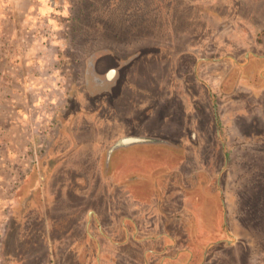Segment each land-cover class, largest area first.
Wrapping results in <instances>:
<instances>
[{"label":"rangeland","instance_id":"1","mask_svg":"<svg viewBox=\"0 0 264 264\" xmlns=\"http://www.w3.org/2000/svg\"><path fill=\"white\" fill-rule=\"evenodd\" d=\"M0 264H264V0H0Z\"/></svg>","mask_w":264,"mask_h":264},{"label":"water","instance_id":"2","mask_svg":"<svg viewBox=\"0 0 264 264\" xmlns=\"http://www.w3.org/2000/svg\"><path fill=\"white\" fill-rule=\"evenodd\" d=\"M145 139L142 138H125L119 142L120 145H127V144H133L138 142H144Z\"/></svg>","mask_w":264,"mask_h":264},{"label":"crops","instance_id":"3","mask_svg":"<svg viewBox=\"0 0 264 264\" xmlns=\"http://www.w3.org/2000/svg\"><path fill=\"white\" fill-rule=\"evenodd\" d=\"M128 138H135V137H128ZM142 139H144V138H142ZM146 141H144V142H148L149 141V139H145ZM144 142H138V143H144ZM137 143V144H138Z\"/></svg>","mask_w":264,"mask_h":264},{"label":"flooded vegetation","instance_id":"4","mask_svg":"<svg viewBox=\"0 0 264 264\" xmlns=\"http://www.w3.org/2000/svg\"><path fill=\"white\" fill-rule=\"evenodd\" d=\"M127 145H130V144H127Z\"/></svg>","mask_w":264,"mask_h":264}]
</instances>
